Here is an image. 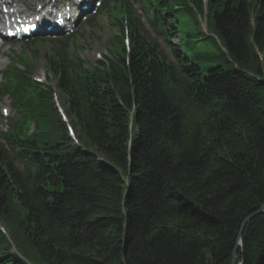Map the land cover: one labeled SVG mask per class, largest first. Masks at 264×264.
Here are the masks:
<instances>
[{
    "label": "trees",
    "instance_id": "16d2710c",
    "mask_svg": "<svg viewBox=\"0 0 264 264\" xmlns=\"http://www.w3.org/2000/svg\"><path fill=\"white\" fill-rule=\"evenodd\" d=\"M112 1L102 9L131 17L129 62L123 37L110 40L118 53L108 68L68 60L69 43L48 58L82 147L54 91H28L34 65L10 72L23 117L36 116L39 130L30 140L16 132L34 174L0 145V264H231L244 220L264 205V0H211L215 54L175 47L178 66L129 4ZM190 1L189 14L171 0L143 3L171 30L184 31L186 19L190 39L202 35L201 0ZM242 232L237 262L264 264V212Z\"/></svg>",
    "mask_w": 264,
    "mask_h": 264
},
{
    "label": "rangeland",
    "instance_id": "374dc122",
    "mask_svg": "<svg viewBox=\"0 0 264 264\" xmlns=\"http://www.w3.org/2000/svg\"><path fill=\"white\" fill-rule=\"evenodd\" d=\"M107 16H104L101 18L100 20V25L98 26V29H93V31H91V35L92 37H89L87 35L83 36L81 41L79 42V49L83 50L81 52V56L86 59L87 61L91 62L96 58V53L98 52H103V50L105 49V46L102 44V40L101 38L103 36H108L110 34L111 31H109L107 29ZM191 28H189L190 30ZM91 29L88 27V29H86V31H90ZM174 41L177 45H179L181 43V41H179V37L174 35ZM194 51L195 52H206L209 51V53L211 54H215L214 52H216V45H214L210 40H206V41H198L197 38H194ZM184 42V41H183ZM49 52H51V48L49 49L47 46H43L40 50H39V57L33 56V53L31 50L27 51L26 54H29V56L32 59H36V62L38 63V69L44 67V59L46 56V54H48ZM17 54H23L22 50H18V51H10L9 53H7L6 55L3 56L2 58V63L3 65L0 67V69H5L6 66L9 64V57H15ZM9 55V56H7ZM37 57V58H36ZM218 63L214 62V64L211 65H217ZM37 65V64H36ZM36 68V70H38ZM243 232H241L242 235ZM239 242V241H238ZM242 245V240L237 243V246L235 249L239 248V246ZM241 249V248H240ZM237 260V259H236ZM232 264V261H231ZM237 264H239L237 262Z\"/></svg>",
    "mask_w": 264,
    "mask_h": 264
},
{
    "label": "water",
    "instance_id": "95a60500",
    "mask_svg": "<svg viewBox=\"0 0 264 264\" xmlns=\"http://www.w3.org/2000/svg\"><path fill=\"white\" fill-rule=\"evenodd\" d=\"M264 212V205L262 206V208L254 213H252L251 215H249L243 222L242 227H241V231L239 233V238L238 241H241V232L243 231L245 225L247 224V222H249L254 216H256L257 214H260ZM238 242V243H239ZM237 249H235L234 254H233V258H232V264H237Z\"/></svg>",
    "mask_w": 264,
    "mask_h": 264
},
{
    "label": "bare ground",
    "instance_id": "6f19581e",
    "mask_svg": "<svg viewBox=\"0 0 264 264\" xmlns=\"http://www.w3.org/2000/svg\"><path fill=\"white\" fill-rule=\"evenodd\" d=\"M90 3H92L93 5H92L89 9L81 8V9L83 10V11H82L83 13H87V12H89V11L92 10V8L94 7V3H93V2H90ZM90 3H89V4H90ZM89 4H88V5H89ZM85 9H86V10H85ZM20 10H24V9H23V8H20ZM50 25H53V24L50 23ZM36 55H37V57H39V54H34L33 56H36ZM37 57H36V58H37ZM2 64H3V63L0 62V66H1ZM261 208H262V207H261ZM261 208H260V209H261ZM260 209H259V210H260ZM262 213H263V212H262ZM262 213H260V214H262ZM257 215H259V214H257ZM245 226H246V225H245ZM239 264H241V263H239Z\"/></svg>",
    "mask_w": 264,
    "mask_h": 264
}]
</instances>
